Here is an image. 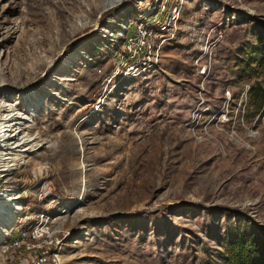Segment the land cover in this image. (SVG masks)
<instances>
[{
	"label": "rangeland",
	"instance_id": "rangeland-1",
	"mask_svg": "<svg viewBox=\"0 0 264 264\" xmlns=\"http://www.w3.org/2000/svg\"><path fill=\"white\" fill-rule=\"evenodd\" d=\"M263 53L264 0H0V264L264 256Z\"/></svg>",
	"mask_w": 264,
	"mask_h": 264
},
{
	"label": "trees",
	"instance_id": "trees-1",
	"mask_svg": "<svg viewBox=\"0 0 264 264\" xmlns=\"http://www.w3.org/2000/svg\"><path fill=\"white\" fill-rule=\"evenodd\" d=\"M262 75L264 77V53L262 55ZM254 96L259 101L264 100V90L260 87L252 88ZM226 264H264V256L259 249L258 242L253 238H244L228 243L226 246Z\"/></svg>",
	"mask_w": 264,
	"mask_h": 264
},
{
	"label": "built area",
	"instance_id": "built-area-1",
	"mask_svg": "<svg viewBox=\"0 0 264 264\" xmlns=\"http://www.w3.org/2000/svg\"><path fill=\"white\" fill-rule=\"evenodd\" d=\"M164 20H166L165 23L163 22ZM167 21H168V17H167V19H162V20H160L158 22L159 25H161L160 26L161 29H164L165 28V26L167 24ZM137 29H141V30L144 31L143 33H139V36L144 37L143 35H145L146 32H145V29L142 26V24H140ZM27 232H28V230L27 229H24V228H17L16 230H12V232H11L12 238L10 239V241L8 242V244H6L5 250H7L8 248H11V247H13V248H23L21 246V243H22L21 240L22 239H26L28 237V233ZM4 235H6V233Z\"/></svg>",
	"mask_w": 264,
	"mask_h": 264
},
{
	"label": "bare ground",
	"instance_id": "bare-ground-1",
	"mask_svg": "<svg viewBox=\"0 0 264 264\" xmlns=\"http://www.w3.org/2000/svg\"><path fill=\"white\" fill-rule=\"evenodd\" d=\"M1 131V130H0ZM5 138V135H2V133L0 132V140L1 141H3V139ZM0 163H1V160H0ZM0 169H1V166H0ZM2 173H0V175H1ZM0 178H1V176H0ZM0 205H2L1 203H0ZM6 215H8V214H6L5 212H0V217L1 216H6Z\"/></svg>",
	"mask_w": 264,
	"mask_h": 264
}]
</instances>
